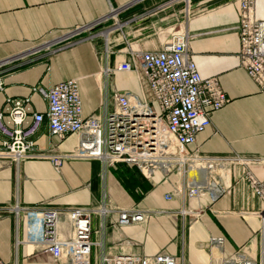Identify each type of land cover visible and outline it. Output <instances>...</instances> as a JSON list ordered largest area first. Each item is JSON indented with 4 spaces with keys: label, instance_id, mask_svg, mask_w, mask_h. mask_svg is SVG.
I'll return each instance as SVG.
<instances>
[{
    "label": "crops",
    "instance_id": "crops-1",
    "mask_svg": "<svg viewBox=\"0 0 264 264\" xmlns=\"http://www.w3.org/2000/svg\"><path fill=\"white\" fill-rule=\"evenodd\" d=\"M186 18L181 0H0V60L28 49L40 40L78 25L107 18L127 23L110 36L107 57L104 43L81 41L72 47L14 70H0V113L7 101L29 100L28 115L47 110L46 100L33 89L48 91L58 83L76 80L84 118L105 119L114 106L113 93L138 98L147 86L138 72H118L132 54L159 51L173 34L190 36L191 60L201 79L216 78L229 99L211 114V125L198 134L190 153L224 160L207 172V183L222 189L211 200L206 191L189 199L188 175L155 172L146 179L135 167L99 161L67 160L58 171L48 160H28L18 165L0 162V262L1 264H54L40 249L27 243L26 222L16 218V207L63 210L104 206L106 215L90 219L93 246L89 264L120 252L147 256L165 253L177 264H211L207 245L222 238L231 254L246 245L260 229L254 213L262 208L246 183L235 157L254 160L247 169L264 178V90L240 67L239 39L233 29L239 20L240 0H190ZM111 10L114 11L110 16ZM254 18L264 21V0H254ZM181 22L180 30L173 32ZM124 37L123 39H121ZM111 72L104 74V69ZM3 140L0 135V142ZM39 153L64 155L78 143L74 134L61 141L48 133L46 120L32 138ZM211 185V186H212ZM182 187V194L175 188ZM139 210L146 219L126 227L117 225L119 211ZM120 243L126 245L120 246ZM127 243L134 246H127Z\"/></svg>",
    "mask_w": 264,
    "mask_h": 264
},
{
    "label": "built area",
    "instance_id": "built-area-1",
    "mask_svg": "<svg viewBox=\"0 0 264 264\" xmlns=\"http://www.w3.org/2000/svg\"><path fill=\"white\" fill-rule=\"evenodd\" d=\"M139 1V0H137ZM185 5L186 18L190 16V0ZM254 0H240L239 20L233 28L238 35L240 67L248 77L264 90V21L253 14ZM114 11L111 10L112 17ZM107 18L75 26L56 36L47 37L28 49L0 60V70H14L35 62L42 56L74 46L81 41L102 39L107 57L110 36L121 32L127 23L111 21L103 30L94 29L106 25ZM123 41L125 40L122 37ZM185 33L173 34L159 51L132 54L130 61L119 63L118 72H140L147 86V94L138 98L129 93H113V112L105 119L97 115L84 118L82 102L76 80L58 83L48 91L33 89L47 102L44 114L28 115L29 100L7 101L4 113H0V162L18 165L28 160H48L58 171L64 161H99L104 167L125 164L135 167L150 180L155 172L188 175L198 173V179L185 184L187 197L197 198L206 191L211 200L222 189L207 183V172L224 160L190 153L188 147L195 143L198 134L211 125V114L228 104L229 99L221 90L216 78L201 79L191 60ZM111 72L105 68L104 74ZM0 76V91L2 90ZM46 120L50 136L61 141L65 136L78 137L76 149L64 155L53 151L39 153L32 138ZM243 167L244 178L253 196L262 205L254 213L260 221V229L254 237L234 253H227L222 238H211L207 249L217 256L211 264H264V178H256L246 167L254 160L235 157ZM212 185V186H211ZM182 194L183 188H175ZM16 218L26 222L27 243L37 246L54 264H89L93 243L90 219L93 214L106 215L104 206L98 208H69L63 210L36 207H16ZM146 219L139 210L119 211L117 225L126 227L140 224ZM126 243H120V246ZM127 246L134 244L127 243ZM1 264V262H0ZM101 264H177L171 256L160 253L155 256L120 252L103 257Z\"/></svg>",
    "mask_w": 264,
    "mask_h": 264
},
{
    "label": "bare ground",
    "instance_id": "bare-ground-1",
    "mask_svg": "<svg viewBox=\"0 0 264 264\" xmlns=\"http://www.w3.org/2000/svg\"><path fill=\"white\" fill-rule=\"evenodd\" d=\"M188 177H189L190 180L191 179H198V173L196 171H190L188 173Z\"/></svg>",
    "mask_w": 264,
    "mask_h": 264
},
{
    "label": "rangeland",
    "instance_id": "rangeland-1",
    "mask_svg": "<svg viewBox=\"0 0 264 264\" xmlns=\"http://www.w3.org/2000/svg\"><path fill=\"white\" fill-rule=\"evenodd\" d=\"M181 22H182V21H179L177 29H175L173 32H177V31L180 30L179 28H180V26H181Z\"/></svg>",
    "mask_w": 264,
    "mask_h": 264
}]
</instances>
